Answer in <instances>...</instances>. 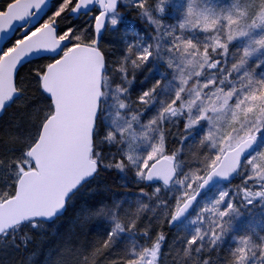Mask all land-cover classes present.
I'll list each match as a JSON object with an SVG mask.
<instances>
[{"label":"snow or ice","instance_id":"1","mask_svg":"<svg viewBox=\"0 0 264 264\" xmlns=\"http://www.w3.org/2000/svg\"><path fill=\"white\" fill-rule=\"evenodd\" d=\"M0 264H264V0H0Z\"/></svg>","mask_w":264,"mask_h":264},{"label":"trees","instance_id":"2","mask_svg":"<svg viewBox=\"0 0 264 264\" xmlns=\"http://www.w3.org/2000/svg\"><path fill=\"white\" fill-rule=\"evenodd\" d=\"M219 2L227 3L230 2V0H219Z\"/></svg>","mask_w":264,"mask_h":264}]
</instances>
